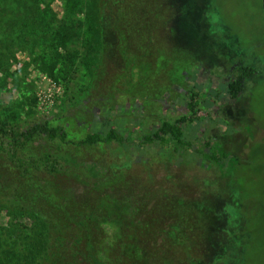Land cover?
I'll list each match as a JSON object with an SVG mask.
<instances>
[{
    "label": "rangeland",
    "instance_id": "1",
    "mask_svg": "<svg viewBox=\"0 0 264 264\" xmlns=\"http://www.w3.org/2000/svg\"><path fill=\"white\" fill-rule=\"evenodd\" d=\"M235 61L254 71L238 99L217 79ZM180 118L240 163L40 139L63 168L24 177L0 156V264H264L262 0H0V123L82 138Z\"/></svg>",
    "mask_w": 264,
    "mask_h": 264
},
{
    "label": "trees",
    "instance_id": "2",
    "mask_svg": "<svg viewBox=\"0 0 264 264\" xmlns=\"http://www.w3.org/2000/svg\"><path fill=\"white\" fill-rule=\"evenodd\" d=\"M247 71V78L254 74V71ZM230 94L238 98L242 89L241 81H234L230 85ZM190 106L193 105L191 104ZM189 121L180 118L175 122L163 121L155 129L150 130L146 135H124L115 128L108 131L89 133L82 138H72L68 129L61 124H53L49 121L37 123L27 130H18L6 124L0 123V156L15 166L24 176H30L35 172H42L54 175L62 170V165L56 159L40 157L30 153L29 147L40 139L51 142H58L61 145L72 147H95L99 145H111L118 143L122 146H166L173 144L178 150H192L193 154H201L204 160L216 166L226 168L230 164L238 165L242 159L228 153L220 145L207 142L204 147H194L192 141L185 138L184 125ZM233 164V165H234ZM232 166H230L231 168ZM43 225L38 230H42Z\"/></svg>",
    "mask_w": 264,
    "mask_h": 264
},
{
    "label": "flooded vegetation",
    "instance_id": "3",
    "mask_svg": "<svg viewBox=\"0 0 264 264\" xmlns=\"http://www.w3.org/2000/svg\"><path fill=\"white\" fill-rule=\"evenodd\" d=\"M247 70L251 71L249 69H247ZM246 74H247V71L244 68L242 62L235 61V62H233L231 68H229L227 70L226 74H222V75L218 76L217 79L219 80V83L220 82H223V83L226 82L225 84H226L227 92L231 93L230 88H229L231 83L238 80V81H241V84L243 85L245 79L247 78ZM240 92H241V90H240ZM240 92H238V93H240ZM239 97H240V95H239ZM238 98H234V99H238Z\"/></svg>",
    "mask_w": 264,
    "mask_h": 264
},
{
    "label": "water",
    "instance_id": "4",
    "mask_svg": "<svg viewBox=\"0 0 264 264\" xmlns=\"http://www.w3.org/2000/svg\"><path fill=\"white\" fill-rule=\"evenodd\" d=\"M262 7H263V10H264V0H262Z\"/></svg>",
    "mask_w": 264,
    "mask_h": 264
}]
</instances>
